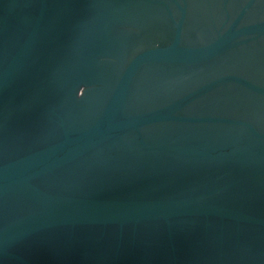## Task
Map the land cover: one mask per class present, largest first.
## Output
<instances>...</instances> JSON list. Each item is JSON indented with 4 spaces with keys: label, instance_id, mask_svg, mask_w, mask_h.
<instances>
[{
    "label": "water",
    "instance_id": "1",
    "mask_svg": "<svg viewBox=\"0 0 264 264\" xmlns=\"http://www.w3.org/2000/svg\"><path fill=\"white\" fill-rule=\"evenodd\" d=\"M261 37L264 0H0V264H264Z\"/></svg>",
    "mask_w": 264,
    "mask_h": 264
},
{
    "label": "flooded vegetation",
    "instance_id": "2",
    "mask_svg": "<svg viewBox=\"0 0 264 264\" xmlns=\"http://www.w3.org/2000/svg\"><path fill=\"white\" fill-rule=\"evenodd\" d=\"M263 4V2H259V1H256V6H259L260 4ZM261 9V8H260ZM259 8L257 9V11L253 14H258L261 12V10H263V8L260 10ZM254 10V9H253ZM191 18V17H190ZM194 18V17H193ZM255 18V19H254ZM258 17L256 15H254L252 17V14L249 16V17H246L244 18V20L246 22H252L253 20H256ZM247 19V20H246ZM207 19H200V20H194L193 21L190 19V20H187V22L185 23L184 25V39L183 41H187L189 43H192L194 44V42L196 43H204L205 41L211 39V38H214L217 34L218 31H223L227 28V26L229 24H231V19H229L228 21L223 18V21L222 20H217L215 19V22L214 21H206ZM171 33L168 32V34H166V37H165V41L168 42L167 40H169V36H170ZM156 44H158V42H155ZM246 45V44H244ZM252 46L253 48H256L259 47L260 45L261 46H264V38L261 37L260 39H256V40H252V41H248L247 43V46ZM243 46V45H242ZM262 55L263 52L261 53ZM252 65H248L247 63V59H244V61H241L240 65L236 66V68L234 70H240V71H243V69L245 70H250L248 69L249 67H251ZM256 68H259L262 70V68L260 67H256ZM260 75L259 74H256L254 76H250L252 79L255 78V79H258Z\"/></svg>",
    "mask_w": 264,
    "mask_h": 264
},
{
    "label": "snow or ice",
    "instance_id": "3",
    "mask_svg": "<svg viewBox=\"0 0 264 264\" xmlns=\"http://www.w3.org/2000/svg\"><path fill=\"white\" fill-rule=\"evenodd\" d=\"M84 91H85V89L83 88V89H81L80 93H83Z\"/></svg>",
    "mask_w": 264,
    "mask_h": 264
}]
</instances>
